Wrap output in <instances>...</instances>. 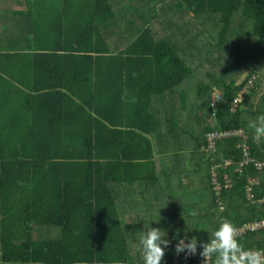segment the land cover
I'll list each match as a JSON object with an SVG mask.
<instances>
[{
  "label": "trees",
  "instance_id": "16d2710c",
  "mask_svg": "<svg viewBox=\"0 0 264 264\" xmlns=\"http://www.w3.org/2000/svg\"><path fill=\"white\" fill-rule=\"evenodd\" d=\"M116 1L0 0V264H143L132 236L157 213L150 226L169 238L201 240L222 217L264 219V138L249 127L264 115V0H139L153 9L121 23L112 45ZM160 4L182 19L162 25L185 26L173 41L156 36ZM200 45L229 57L192 89ZM231 129L245 138L205 149L209 132ZM244 143L252 160L240 167ZM237 238L264 251V228ZM178 257L202 264L199 249Z\"/></svg>",
  "mask_w": 264,
  "mask_h": 264
},
{
  "label": "clouds",
  "instance_id": "9594fccd",
  "mask_svg": "<svg viewBox=\"0 0 264 264\" xmlns=\"http://www.w3.org/2000/svg\"><path fill=\"white\" fill-rule=\"evenodd\" d=\"M214 105L211 104L212 107ZM249 127L254 131V139L264 138V115L257 116ZM205 149L208 150L207 147ZM157 216L158 219H149L139 231L137 250L143 264H165L169 247L178 256L196 255L199 249L202 264H264V251L244 248L237 238L235 225L225 217L220 219L210 237L201 240L197 235H189L188 230L180 229L173 231L169 238L168 228L150 226V221L157 225L161 223L163 218L158 213Z\"/></svg>",
  "mask_w": 264,
  "mask_h": 264
},
{
  "label": "rangeland",
  "instance_id": "374dc122",
  "mask_svg": "<svg viewBox=\"0 0 264 264\" xmlns=\"http://www.w3.org/2000/svg\"><path fill=\"white\" fill-rule=\"evenodd\" d=\"M114 8L115 10H117L118 13H121L117 16L116 18V26L113 25L110 29L115 30L116 33L112 39V45L114 40L117 42L118 41V36L120 35L123 38V34L120 33L117 29L121 26V23L124 24V22L126 23H130V21L134 18V16L138 13H141V10H143L144 12H147L148 9H153L154 6H150L149 4H147L146 8H141L142 5H140V1L139 0H118L116 1V4H114ZM163 4H160V6H158V8H156V12L158 9H160L163 13V16L159 17L158 19L153 21V26L154 24H157L158 27H160L159 32L156 33L157 37H161V36H167L170 38V40H174V38L176 37V35H173L175 33V29L177 27H185L183 25V23L179 24L176 27H167L166 25H162L163 21H162V17L165 21V23H171L174 26V22H181L182 19L178 16V14L173 11H164V8H166V6H163ZM160 7V8H159ZM191 17H188V19H190ZM191 21H193L192 19L187 20L186 21V27L192 25ZM168 32V33H167ZM182 39H177L175 41L176 45L178 46H186V39L192 37L189 34H184L181 36ZM212 44V42H211ZM216 49H212L210 45H200L198 47V50L192 55L191 60V65L194 68V72L192 74V76H190L187 80H189V86L190 88L193 89V86L190 83V80H193L194 83L195 81H199L201 80V77L204 75L205 71H209L212 68H221L222 65H225L226 61L224 59V57H229L227 55L221 54V58L219 60L216 59ZM224 55V56H223ZM200 61V66H196V63L193 64V62L195 60ZM236 69V68H235ZM251 72V69L246 68L244 71L239 72V76L237 77V81L238 82H242L243 80H245L248 77V74ZM252 80V79H250ZM189 163H191L190 159L188 157H186L184 159V165H189ZM190 169V167H188V170ZM134 216V215H133ZM131 222H134L136 220L134 219H130ZM136 223V222H135ZM133 241L136 242L138 238V236L133 235L132 236Z\"/></svg>",
  "mask_w": 264,
  "mask_h": 264
},
{
  "label": "built area",
  "instance_id": "2783aa9c",
  "mask_svg": "<svg viewBox=\"0 0 264 264\" xmlns=\"http://www.w3.org/2000/svg\"><path fill=\"white\" fill-rule=\"evenodd\" d=\"M250 82H251V80H250ZM220 96H221V92L219 90L215 89L212 93V96H211V99H212L211 104L214 105L217 102V100L220 98ZM239 99H234L232 101V104H236L237 100H239ZM232 135L245 138L242 129H231V130H225V131H221V132H218V131L209 132L207 135V138H208L207 149L211 150V151H212V149H215V140L217 138H222V137L227 138V137L232 136ZM242 146H243V154L245 157L242 159V161L240 163V167L243 164L247 163L248 161L252 160L248 156L247 145L244 143ZM229 163H230V160L225 161L226 165H228ZM255 167L258 170H264V159L263 160H256L255 161ZM238 170L241 172V168H239ZM247 181L248 182L246 184V192L249 194V191L252 188V184L257 183V180L255 177H247ZM261 228H264V219L244 223L242 226H239L236 229H237V234H239V233H242V232L247 231L249 229L250 230H256V229H261ZM252 250H256V249H252ZM194 256L195 255H190V256H186V257H194ZM178 262H179V257H178V255L175 254V256L173 257V263L172 264H178Z\"/></svg>",
  "mask_w": 264,
  "mask_h": 264
},
{
  "label": "crops",
  "instance_id": "0c3cea01",
  "mask_svg": "<svg viewBox=\"0 0 264 264\" xmlns=\"http://www.w3.org/2000/svg\"><path fill=\"white\" fill-rule=\"evenodd\" d=\"M16 7H17V6H14L13 8H16ZM16 19H17V21L19 22V20H18V18H17V17H16ZM17 21H16V22H17Z\"/></svg>",
  "mask_w": 264,
  "mask_h": 264
}]
</instances>
